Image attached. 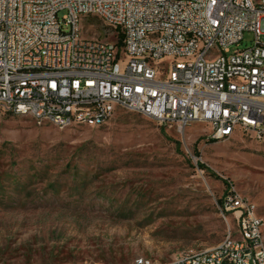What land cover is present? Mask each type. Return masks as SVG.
<instances>
[{
    "label": "built area",
    "instance_id": "2783aa9c",
    "mask_svg": "<svg viewBox=\"0 0 264 264\" xmlns=\"http://www.w3.org/2000/svg\"><path fill=\"white\" fill-rule=\"evenodd\" d=\"M86 15L117 29L120 45L82 37ZM244 31L250 43L230 51ZM114 106L176 131L208 124L212 141L263 139L264 0H0V117L93 126ZM217 208L233 220L219 242L125 264H264L252 200L228 182Z\"/></svg>",
    "mask_w": 264,
    "mask_h": 264
},
{
    "label": "rangeland",
    "instance_id": "374dc122",
    "mask_svg": "<svg viewBox=\"0 0 264 264\" xmlns=\"http://www.w3.org/2000/svg\"><path fill=\"white\" fill-rule=\"evenodd\" d=\"M105 26L82 17L81 36L116 40ZM251 37L244 31L229 50ZM208 129L176 131L120 106L99 126L61 129L3 113L0 264L164 261L213 245L226 220L233 226L217 208L228 182L252 200L264 234V137L234 131L211 141Z\"/></svg>",
    "mask_w": 264,
    "mask_h": 264
},
{
    "label": "trees",
    "instance_id": "16d2710c",
    "mask_svg": "<svg viewBox=\"0 0 264 264\" xmlns=\"http://www.w3.org/2000/svg\"><path fill=\"white\" fill-rule=\"evenodd\" d=\"M85 17H92L91 15H86ZM89 20H91V19H89ZM107 26V25H106ZM105 26V27H106ZM109 29H110V31L112 32V35H113V37L114 36H116V42H115V44L117 45V46H119L120 45V43H121V33L119 32V31H117V29H115V28H111V27H109V26H107ZM6 113H9V112H6ZM74 123H76V122H74ZM103 123V122H102ZM102 123H99V124H96V125H93V126H99V125H101ZM80 124H83V123H80ZM208 140H211V139H208ZM212 141V140H211ZM199 165H201L200 163H199ZM8 176V175H7ZM13 182L15 183L16 182V179H14L13 180ZM217 202H219V200L217 201Z\"/></svg>",
    "mask_w": 264,
    "mask_h": 264
}]
</instances>
